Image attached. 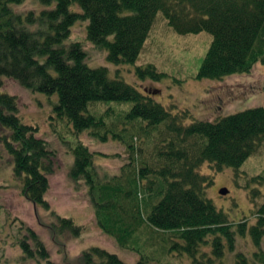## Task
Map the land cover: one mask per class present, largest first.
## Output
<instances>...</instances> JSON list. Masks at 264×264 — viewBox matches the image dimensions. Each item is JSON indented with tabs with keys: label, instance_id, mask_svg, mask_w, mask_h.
<instances>
[{
	"label": "trees",
	"instance_id": "1",
	"mask_svg": "<svg viewBox=\"0 0 264 264\" xmlns=\"http://www.w3.org/2000/svg\"><path fill=\"white\" fill-rule=\"evenodd\" d=\"M23 1L0 0V77L35 93L56 95L55 119H66L76 134L89 131L102 142L111 135L126 146L131 162L137 155L127 125L158 135L152 162L131 171L127 166L110 178L96 174L94 154L86 145L78 141L69 147L74 160L69 175L86 184L100 229L124 249L137 235L170 233V251L188 256L192 264H222L225 252L235 250L236 238L249 235L252 257L237 253L234 264H264V201L255 210L254 225L249 227L245 220L230 223L207 197L214 177L198 172L207 163L214 174L231 168L238 175L264 139V106L184 125L186 112L173 114L153 99V90L138 91L119 77H110L105 67H88L82 44L69 41L72 26L87 22L86 40L106 52L109 64L133 65L161 13L179 35L211 36L197 79L220 81L264 64V0H37L41 6L37 13H16L12 6ZM135 74L139 80L164 77L153 65L136 67ZM95 102L131 103L129 111L120 114V132L107 127L102 116L89 114L88 106ZM0 126L11 133L5 148L15 177L22 181L23 196L49 210L44 196L54 153L36 137V127L22 122L16 99L2 91ZM252 182L263 183L264 173ZM257 193L253 190L250 196ZM57 219L58 224L51 226L54 231L80 234L81 227L71 219ZM28 233L34 250L23 241L24 254L29 258L37 254L46 264H54L37 235ZM82 259L84 264H126L100 248L86 251Z\"/></svg>",
	"mask_w": 264,
	"mask_h": 264
},
{
	"label": "rangeland",
	"instance_id": "2",
	"mask_svg": "<svg viewBox=\"0 0 264 264\" xmlns=\"http://www.w3.org/2000/svg\"><path fill=\"white\" fill-rule=\"evenodd\" d=\"M12 8L16 13L24 14L29 11L37 13L41 6L37 0H24ZM86 24L81 21L75 23L69 41L82 44L88 67H105L110 77L117 76L138 91L153 90V99L164 108L173 114H188L184 125L193 120L212 122L264 106V64H256L250 73L232 75L220 81L197 79L211 42L207 33L179 35L158 13L136 62L114 66L106 61V52L86 40ZM146 65H153L164 77L158 81L139 80L135 69ZM0 91L16 99L22 122L36 127V137L43 139L54 153L51 159L53 172L47 174L48 190L44 196L49 210H45L34 206L23 196L22 181L15 177L12 158L5 148V140L10 141L11 133L0 126V264H46L37 254L29 258L22 251L20 243L23 241L34 250L29 230L37 235L49 261L54 264H84L83 253L91 248L115 254L126 264H192L188 256L170 251L172 239L167 232L137 235L128 242V249L121 248L98 226L86 184L75 182L69 175L74 161L69 147L78 141L94 154L93 167L100 178L118 176L127 166L131 171L142 162H152L150 154L158 142L155 131L145 134L127 125L128 136L134 135L129 142L134 144V155H137L131 162L132 155L126 146L111 135L102 142L94 139L89 131L76 134L66 119H55L52 108L57 103L56 95L32 92L5 77H0ZM130 108L131 103L128 102H95L88 106V112L95 117L102 116L107 127L120 132L123 128L120 114ZM238 171L236 175L233 169L227 168L214 174L206 163L198 172L214 177L207 197L227 215L229 222L237 224L245 220L250 227L256 223V208L264 201V182H252L253 178L264 173V139ZM222 189L227 190L226 195L220 194ZM253 190L258 193L251 197ZM58 217L71 219L81 227L80 234L73 236L67 231L51 229L53 224H58ZM254 251L249 235L237 237L235 250L225 252L222 264H234L237 253L251 258Z\"/></svg>",
	"mask_w": 264,
	"mask_h": 264
},
{
	"label": "water",
	"instance_id": "3",
	"mask_svg": "<svg viewBox=\"0 0 264 264\" xmlns=\"http://www.w3.org/2000/svg\"><path fill=\"white\" fill-rule=\"evenodd\" d=\"M220 194L221 195H226L227 194V190H225V189L220 190Z\"/></svg>",
	"mask_w": 264,
	"mask_h": 264
}]
</instances>
